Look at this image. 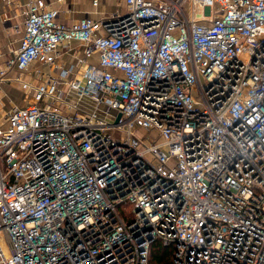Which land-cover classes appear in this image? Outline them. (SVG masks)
Here are the masks:
<instances>
[{
	"label": "built area",
	"instance_id": "built-area-1",
	"mask_svg": "<svg viewBox=\"0 0 264 264\" xmlns=\"http://www.w3.org/2000/svg\"><path fill=\"white\" fill-rule=\"evenodd\" d=\"M123 2L26 4L0 79L49 71L0 119V264H264V0Z\"/></svg>",
	"mask_w": 264,
	"mask_h": 264
},
{
	"label": "crops",
	"instance_id": "crops-1",
	"mask_svg": "<svg viewBox=\"0 0 264 264\" xmlns=\"http://www.w3.org/2000/svg\"><path fill=\"white\" fill-rule=\"evenodd\" d=\"M29 0H12L7 4L0 0V71L4 69L9 58L18 48L23 36V19L26 4ZM49 7L56 9L59 19L63 22H71L82 18L102 19L105 15L113 12H124L125 5L123 0H97V5L93 0H63L57 3L56 0H42ZM84 46L73 44L71 49H64L58 60V67L68 68L75 66L77 60L83 55ZM97 61V55L89 59L90 63ZM82 67V66H81ZM80 66L77 68L80 69ZM20 77L15 70H11L7 75L0 79V119L4 117L13 107H23L30 103L24 101L26 93L22 89ZM27 99V98H26ZM22 104V105H21Z\"/></svg>",
	"mask_w": 264,
	"mask_h": 264
},
{
	"label": "trees",
	"instance_id": "trees-1",
	"mask_svg": "<svg viewBox=\"0 0 264 264\" xmlns=\"http://www.w3.org/2000/svg\"><path fill=\"white\" fill-rule=\"evenodd\" d=\"M173 247L164 246L160 241H155L150 250L149 264H173Z\"/></svg>",
	"mask_w": 264,
	"mask_h": 264
},
{
	"label": "rangeland",
	"instance_id": "rangeland-1",
	"mask_svg": "<svg viewBox=\"0 0 264 264\" xmlns=\"http://www.w3.org/2000/svg\"><path fill=\"white\" fill-rule=\"evenodd\" d=\"M92 57H93V56H92ZM38 71H41L42 73H45V72H48L49 69L46 68V67H44V66H42V65H40V64H35V65H33V66L31 67V69H29L28 71L24 72V73L22 74V76H23L25 79L29 80L33 75H36V73H37ZM36 80H37V78H36L35 76H33L31 82L34 84ZM24 92L26 93V97H25L24 101H27V100L29 101V98H30V92H29V91H24ZM26 98H27V99H26ZM21 105H22V104H21ZM22 106H24V104H23Z\"/></svg>",
	"mask_w": 264,
	"mask_h": 264
}]
</instances>
